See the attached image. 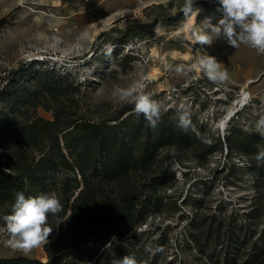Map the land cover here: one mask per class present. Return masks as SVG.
Instances as JSON below:
<instances>
[{
  "label": "trees",
  "instance_id": "obj_1",
  "mask_svg": "<svg viewBox=\"0 0 264 264\" xmlns=\"http://www.w3.org/2000/svg\"><path fill=\"white\" fill-rule=\"evenodd\" d=\"M214 4L221 7L218 0H195L193 7ZM183 5L173 15H161L162 19L129 21L100 31L94 46L109 34L115 41L99 56L102 63L114 64L109 75L124 71L137 58L123 50L126 42L155 35L157 20L177 21ZM85 92L71 73L36 60L23 61L3 76L0 218L11 214L18 192L26 198L55 193L63 210L58 217L49 214L53 231L49 242L42 244L45 259L15 254L0 256V264H109L125 255L134 256L140 264H156L164 235L157 241L150 237L157 225L149 217L177 208V197L162 191L177 181L174 160L203 163L215 151H224L227 158L233 153L244 158L243 166L227 159L225 167L227 175L242 167L251 175L257 195L249 214H258L264 196V159L258 160L257 155L264 149V136L256 129L232 119L220 136L197 110L174 106H161L152 127L129 102L93 117L84 105ZM39 107L52 117L40 115ZM230 216L196 213L189 218L188 240L207 258L201 264H220L221 259V264L264 262L260 243L264 228L259 239L249 241L248 226ZM58 219L64 221L56 225ZM3 223L0 219V226ZM195 257L201 260L198 254Z\"/></svg>",
  "mask_w": 264,
  "mask_h": 264
},
{
  "label": "rangeland",
  "instance_id": "obj_2",
  "mask_svg": "<svg viewBox=\"0 0 264 264\" xmlns=\"http://www.w3.org/2000/svg\"><path fill=\"white\" fill-rule=\"evenodd\" d=\"M183 4L184 0H0V18H4L0 23V84L9 69L23 61L36 60L75 76L86 91L84 105L93 117L128 103L113 97L117 87L142 86L143 92L164 108L197 110L201 120L220 136L232 119L243 127L256 129L257 121L264 116V55L244 44L235 48L223 36L211 46H202L192 38V29L203 20L211 18L216 24L222 18L217 4L210 8L198 5L195 8L200 13L192 18L183 13L173 23L157 20L155 35L135 37L134 42L124 44L123 50L137 58L115 76L109 75L113 63L99 61L102 49L115 42L109 39L113 34H109L94 46L100 31L129 21L162 19L161 15H173ZM204 55L216 58L227 72L226 80L208 78L198 64ZM38 112L52 117L42 107ZM227 159L241 166L245 161L234 153L227 158L224 151L211 153L203 163L189 158L184 164L174 160L177 181L162 191L177 197V208L149 217L157 225L150 237L157 241L164 235L156 264L207 262L206 256L188 240L186 223L196 213L234 216L237 223L248 226L245 228L249 241L262 235L264 196L260 197L258 214H249L256 207L257 195L252 177L244 167L227 175ZM197 200L198 205L194 203ZM6 239V234H0V256L25 254L45 259L42 244L25 253L7 246ZM260 243L264 244L262 240ZM197 254L201 260L195 257Z\"/></svg>",
  "mask_w": 264,
  "mask_h": 264
},
{
  "label": "clouds",
  "instance_id": "obj_3",
  "mask_svg": "<svg viewBox=\"0 0 264 264\" xmlns=\"http://www.w3.org/2000/svg\"><path fill=\"white\" fill-rule=\"evenodd\" d=\"M195 0H184L182 11L186 18L198 16L199 8H194ZM221 6L222 18L213 24L211 18H206L192 29L194 42L211 46L214 40L223 36L227 42L237 48L244 44L264 55V0H218ZM199 67L213 81H224L227 72L221 68L216 58L204 55L198 60ZM113 97L122 101L134 103L137 114H142L152 127L160 116L161 104L143 92L142 86H132L124 89L117 87ZM181 123L185 120L181 117ZM256 130L264 136V116L257 121ZM257 159H264V149H261ZM63 210L60 199L55 193H41L25 197L24 193H16L11 214L2 218L0 234H6L7 246L31 251L43 243H47L53 227L49 225V214L57 216ZM64 220H57L56 225ZM109 264H140L134 256L125 255L113 258Z\"/></svg>",
  "mask_w": 264,
  "mask_h": 264
}]
</instances>
